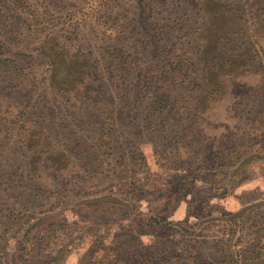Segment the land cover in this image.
I'll return each instance as SVG.
<instances>
[{
  "label": "rangeland",
  "instance_id": "obj_1",
  "mask_svg": "<svg viewBox=\"0 0 264 264\" xmlns=\"http://www.w3.org/2000/svg\"><path fill=\"white\" fill-rule=\"evenodd\" d=\"M62 2L0 0V264H264V0Z\"/></svg>",
  "mask_w": 264,
  "mask_h": 264
},
{
  "label": "trees",
  "instance_id": "obj_2",
  "mask_svg": "<svg viewBox=\"0 0 264 264\" xmlns=\"http://www.w3.org/2000/svg\"><path fill=\"white\" fill-rule=\"evenodd\" d=\"M10 1L18 9H20L23 12L27 13L28 17L30 18V21H31V24H32L33 28L34 27H39L40 23H42V17H43L41 12H39L38 9H37L40 6L39 0H10ZM64 1H66V0H63V2ZM145 1H146L145 5L149 6V9H150V7L154 3L158 2V1L167 2L168 0H145ZM63 2L61 4H63ZM97 9H94V5L91 6V8L88 9V13L86 12V15L88 14V16H90V15L94 14ZM84 11H87V9L85 10V8H84ZM3 14L0 12V16L1 17H2ZM7 17L9 18L8 14H7ZM2 27L3 26H1V24H0V30L2 29ZM1 47H2V44H0V68H1V70L3 69L2 72L4 73V75L6 76V71H5L6 68H9V67L12 66V67H14L16 69V71H17L16 74L20 75L22 80L24 79L23 82H25L26 84L32 85L30 80L25 78V76H24L25 74L23 72L21 73L20 68L17 66V63L15 62L14 59L12 60L10 58L1 57V54H2ZM18 69H19V71H18ZM7 72H8L9 76L12 75V72H10L9 70H7ZM3 78L5 79V77H3ZM8 78H10V77H8ZM18 84H19V82H18ZM18 84L16 85L17 87H18ZM9 103H11V102L8 101V99L4 95L0 94V106H4L5 104H8L9 105L8 107L13 108V105H10ZM14 110L17 111L18 108L17 109L14 108ZM21 117H23V112L19 111L18 112V118H21ZM0 123L1 124H5L6 123L5 117L1 113H0ZM8 132H10L13 135H17V132L11 130V128H6V129L0 128V133L1 134H5V133H8Z\"/></svg>",
  "mask_w": 264,
  "mask_h": 264
}]
</instances>
